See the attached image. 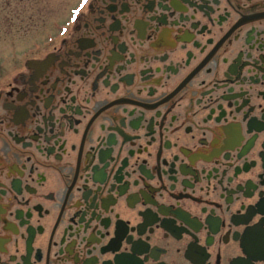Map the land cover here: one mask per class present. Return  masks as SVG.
<instances>
[{
  "label": "flooded vegetation",
  "instance_id": "flooded-vegetation-1",
  "mask_svg": "<svg viewBox=\"0 0 264 264\" xmlns=\"http://www.w3.org/2000/svg\"><path fill=\"white\" fill-rule=\"evenodd\" d=\"M0 39V264H264V0H0Z\"/></svg>",
  "mask_w": 264,
  "mask_h": 264
},
{
  "label": "rangeland",
  "instance_id": "rangeland-1",
  "mask_svg": "<svg viewBox=\"0 0 264 264\" xmlns=\"http://www.w3.org/2000/svg\"><path fill=\"white\" fill-rule=\"evenodd\" d=\"M8 45V46H7ZM20 49L12 48L9 44H4V41L0 39V58L7 56H18Z\"/></svg>",
  "mask_w": 264,
  "mask_h": 264
},
{
  "label": "snow or ice",
  "instance_id": "snow-or-ice-1",
  "mask_svg": "<svg viewBox=\"0 0 264 264\" xmlns=\"http://www.w3.org/2000/svg\"><path fill=\"white\" fill-rule=\"evenodd\" d=\"M80 9L79 8H77V9H74V11H76V12H78ZM75 18V17H74Z\"/></svg>",
  "mask_w": 264,
  "mask_h": 264
}]
</instances>
